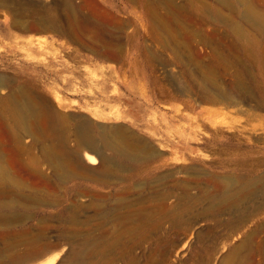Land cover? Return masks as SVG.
I'll return each instance as SVG.
<instances>
[{"label":"rangeland","instance_id":"rangeland-1","mask_svg":"<svg viewBox=\"0 0 264 264\" xmlns=\"http://www.w3.org/2000/svg\"><path fill=\"white\" fill-rule=\"evenodd\" d=\"M258 15L264 0H0V187L30 206L0 225V264H75L83 245L87 264H264Z\"/></svg>","mask_w":264,"mask_h":264},{"label":"bare ground","instance_id":"bare-ground-1","mask_svg":"<svg viewBox=\"0 0 264 264\" xmlns=\"http://www.w3.org/2000/svg\"><path fill=\"white\" fill-rule=\"evenodd\" d=\"M257 21L259 22V24L264 26V17L258 15ZM15 103H16L15 105H16L17 112H20V115L26 118V116H28V109L27 108H30V107H28L29 105L25 106V105H22L20 102H18V103L15 102ZM29 110H31V109H29ZM31 111L33 112V110H31ZM31 111H29V112L31 113ZM30 117L31 116L29 115V118ZM23 120H24V118H23ZM81 137H82L83 142L86 144V146H88L92 151H94L96 153L99 149L98 143L101 142L104 145V147L106 146V147L114 148L116 150V152L118 151L120 154H122L121 156L127 155V153L125 152L123 147L120 145H116L113 142V137H111L109 134L102 133L98 137H96L95 135H92L89 133L87 126H82L81 127ZM98 153H100V152H98ZM86 160L88 162H90V164H96L98 161L97 157H95L93 154L86 155ZM59 162L62 163L63 159H60ZM9 178H10L9 171L6 169V167H4L2 165V163L0 161V183L1 184H3V183L7 184L6 181H7V179L9 180ZM4 190H5V193L1 192L3 190H1V187H0V225L1 224L14 223L16 220L17 211L18 210H26V209H29V207H30V206L28 207V206L24 205L25 202H24V204H22L20 202H17V200H14L12 202H11V200L9 201L8 200L9 197H8V195H6V192L8 193V191H6L7 189H4ZM29 200H31V199H29ZM32 205H34V204L32 203ZM83 246H84L83 248H80V250H77L76 252H74L75 253V255H74L75 256L74 257L75 262L74 263L75 264H87V263H85V259H84V257H85L84 254H86L85 248L87 250V246H85V245H83ZM57 257L58 256L55 255L54 257L50 258L48 263L45 261L42 264H55ZM235 259H236V257H235ZM236 260H234L232 257L231 258L229 257L223 262V264H237Z\"/></svg>","mask_w":264,"mask_h":264}]
</instances>
